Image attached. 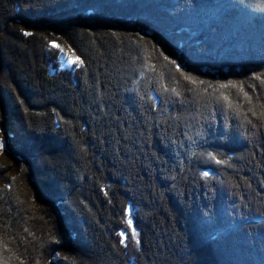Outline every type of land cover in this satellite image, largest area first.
I'll use <instances>...</instances> for the list:
<instances>
[{
	"label": "trees",
	"instance_id": "1",
	"mask_svg": "<svg viewBox=\"0 0 264 264\" xmlns=\"http://www.w3.org/2000/svg\"><path fill=\"white\" fill-rule=\"evenodd\" d=\"M0 19V32L16 43L2 42L0 69L10 71L11 84L26 87L21 96L0 87L7 113L10 96L26 101L32 95L41 114L57 106L67 116L64 122L18 121L17 133L6 132L25 158L46 154L47 146L50 156L71 153L65 179V166L53 169L85 235L75 234V257L92 264H264V0H0ZM90 19L139 26L168 52H181L190 70H216L222 80L193 85L149 47L142 53L113 43L94 54L91 66L78 54L82 63L68 71L60 49L23 33ZM99 64L111 75L107 84ZM88 68L98 82L103 78L101 89ZM72 171L93 173L89 199L66 190L75 185ZM3 196L5 240L2 226L23 217ZM128 209L140 230L138 255L123 245ZM93 210L103 225L88 224ZM89 245L99 252L104 245V252L91 255ZM20 252L22 264H32L35 249Z\"/></svg>",
	"mask_w": 264,
	"mask_h": 264
},
{
	"label": "rangeland",
	"instance_id": "2",
	"mask_svg": "<svg viewBox=\"0 0 264 264\" xmlns=\"http://www.w3.org/2000/svg\"><path fill=\"white\" fill-rule=\"evenodd\" d=\"M8 24L10 23L8 22ZM2 27L3 26H0V29ZM3 32H0V48L2 47V42H5L4 39H7V42L13 40L10 35L6 34L8 32L5 34ZM23 33L25 37L28 36L29 38H32L33 43L37 45L40 44L51 50L60 49V63L62 69L68 71L73 69L76 65L80 66L82 63L78 54L82 55L85 58L84 60L87 65L91 66L93 65L91 58L95 56L94 54L101 52V50L103 52L104 49L111 46V43H113L118 46H128L131 50L142 51V53L143 48L145 49L149 47L151 49L150 51H153L156 56L158 55L161 60L163 59L167 66L173 65L177 70V73L186 82L192 81L193 85L204 84L205 86H217L218 83L215 84L214 81L219 82V80H222L219 79L220 77H218L216 70L205 68L202 70H190L189 66H187L184 55L181 52H168L161 40L154 37L152 38L151 32L145 31L141 29V27L133 24L121 27L115 23H97L90 19L87 21H73L57 25L40 24L37 27L30 26ZM10 37L11 40L8 41ZM53 42L58 44L59 47H55ZM9 43L12 45L14 44V47L16 45L15 41ZM5 52V49H3L2 53ZM1 55L0 51V56ZM77 57H79L80 62L76 60ZM173 61H175V63H173ZM138 63L139 62L136 64V70L141 72ZM177 65L180 66L179 70ZM99 66L97 69L100 68V70L104 71V76L106 78L104 83L107 84V77L110 78L111 75L108 73L106 66L102 67L101 64H99ZM121 67L115 71L117 73L123 72ZM88 70L93 69L88 68L87 72ZM0 71H4L0 75V87L3 86V89L8 93L19 91L18 95L20 96V91H22L23 94L26 92L24 90L26 87L22 84H19L20 87L14 86L15 84L13 85V83L11 84L10 80L14 79V77L11 76L10 71L7 69H0ZM116 72L115 74H117ZM92 74L96 76V87L101 89L103 87V78L100 77V82H98L99 75L95 73V70H93ZM225 75L230 76L231 79L238 78L236 75H231L229 72L225 73ZM211 82L214 83L211 84ZM150 85L153 86L151 82H149L148 86ZM155 86H157L156 88L161 87L157 82L155 83ZM96 87L95 89H97ZM13 95L15 96L16 94ZM18 95L16 96V99H14L13 96H10L9 106L11 112L7 113L6 105L0 94V143L3 144V147L0 148V193L4 194L6 198L8 196L11 197V199H8L9 203H15V205L21 209L20 216L23 217L22 219L19 217V220H17L20 223L15 222L12 226H2L3 229L1 230L5 231L7 238L4 240L2 237L3 233L0 231V264H22V252L20 251L22 250L24 252L32 248L36 251L35 256H31L30 258L32 264H92L90 260L87 261L86 259L78 258L79 255L78 257L74 256L76 250H74V253L72 248L75 247V234L80 232L84 239L85 235H83L81 223L77 221L78 219L76 220V217L72 214V205L67 200L68 195L65 191L64 183L57 181L56 178H58V176L55 177V172L57 170L53 169L54 166H65L61 171V178L65 179L63 174L66 173H64V171L69 169L67 166H70L71 168V153L60 152L58 154L59 157L50 156L52 150L51 148L49 149L48 146H45L46 148H43L41 151L46 154L30 153L27 155L28 157L25 158L17 152V150L21 148L20 145L16 144L15 140L13 141L10 139L6 132V130L9 129L10 131L17 133L19 130V126H17L18 121L21 122L23 120L35 124V122L32 123L30 119L35 120L38 117V120L40 118L42 122L44 121V118H51L52 122L57 120L64 122L66 120H64V118L67 116H64L62 111L56 108L57 106L51 107L55 114L54 112L41 114L42 112H40L39 109L33 107L38 104L35 101V97L30 95L25 101L23 97H19ZM147 95L149 98H152L150 91ZM49 99L53 100L51 97ZM65 100L62 99L60 101L63 102ZM1 102L4 104L3 107L1 106ZM61 106V108L65 107L66 111L72 112L68 104L67 107L64 103H62ZM56 110L59 112H56ZM31 116L33 117L31 118ZM54 116H56V119H54ZM38 155L40 156L38 157ZM54 157L55 159H53ZM74 169L75 168H73V171ZM73 171L69 173L72 174L71 176L75 185H69L70 183L67 182L69 186L66 190L70 195L74 196V198L77 192H81V195L85 196L86 199H89L91 195L90 188L93 191L92 188L96 183L93 173L92 175L85 173V176H76L77 172L75 171L73 173ZM89 171L91 172V170ZM59 175L61 176V174ZM66 175H68V173ZM86 186L88 189H86ZM56 190L57 192L54 193L53 191ZM5 196H3L4 198L2 199H6ZM85 201L86 200L83 197L80 202L86 204ZM67 213H69V215ZM126 214L128 231L124 232L122 235L123 245L131 254L138 255L140 254L141 248L139 237L140 230L134 223L132 210L128 209ZM66 215L69 216V219ZM17 216H19V214ZM100 217L101 215L99 212L93 210L90 211V217H87L86 221L88 224L103 225L104 223L101 221ZM70 219L72 220L70 221ZM129 221H131V223H129ZM20 237L22 239H19ZM26 246H29V249H27ZM102 246L103 250L100 249L101 251L99 252L98 248L95 250L93 246L89 245L90 254L96 255L101 252L103 253L105 246ZM19 257L20 261H18Z\"/></svg>",
	"mask_w": 264,
	"mask_h": 264
},
{
	"label": "snow or ice",
	"instance_id": "3",
	"mask_svg": "<svg viewBox=\"0 0 264 264\" xmlns=\"http://www.w3.org/2000/svg\"><path fill=\"white\" fill-rule=\"evenodd\" d=\"M53 43H54V42H53ZM54 46H55V47H59V45H58V44H55V43H54ZM76 60L79 61V57H77ZM173 63H175V61H173ZM177 68H178V70H179L180 66L177 65ZM2 147H3V144L0 143V148H2ZM205 175H207V173H205ZM129 223H131V221H129ZM121 235H123V233H121Z\"/></svg>",
	"mask_w": 264,
	"mask_h": 264
},
{
	"label": "bare ground",
	"instance_id": "4",
	"mask_svg": "<svg viewBox=\"0 0 264 264\" xmlns=\"http://www.w3.org/2000/svg\"><path fill=\"white\" fill-rule=\"evenodd\" d=\"M259 36V35H258ZM261 36V35H260ZM257 38V37H256ZM260 38V37H259ZM262 41V40H261ZM261 47V46H260ZM260 51V50H259ZM261 53V52H260ZM241 82V81H240ZM238 86H240V85H238ZM241 87V86H240ZM238 88V87H237ZM238 96V95H237ZM242 98V97H241ZM260 101V100H259ZM257 112V111H256ZM222 135V134H221ZM224 135V134H223ZM222 135V136H223ZM30 138V137H29ZM7 139V138H6ZM10 146V145H9ZM173 221V220H172Z\"/></svg>",
	"mask_w": 264,
	"mask_h": 264
}]
</instances>
